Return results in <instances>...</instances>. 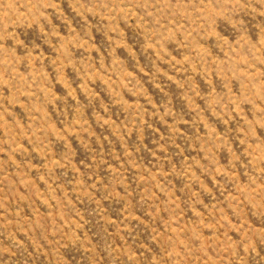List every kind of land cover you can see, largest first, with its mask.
I'll use <instances>...</instances> for the list:
<instances>
[{
    "label": "rangeland",
    "instance_id": "rangeland-1",
    "mask_svg": "<svg viewBox=\"0 0 264 264\" xmlns=\"http://www.w3.org/2000/svg\"><path fill=\"white\" fill-rule=\"evenodd\" d=\"M0 264H264V0H0Z\"/></svg>",
    "mask_w": 264,
    "mask_h": 264
}]
</instances>
